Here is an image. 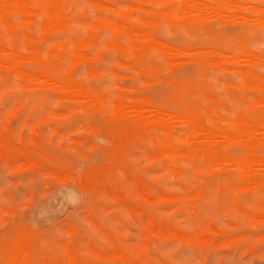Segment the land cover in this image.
Segmentation results:
<instances>
[{
    "label": "rangeland",
    "instance_id": "1",
    "mask_svg": "<svg viewBox=\"0 0 264 264\" xmlns=\"http://www.w3.org/2000/svg\"><path fill=\"white\" fill-rule=\"evenodd\" d=\"M58 1L73 16L69 27L42 33L34 20L39 17L23 18L10 9L6 15L0 12V40L23 46L25 40L40 38L36 48L45 55L52 43L91 36L97 44L89 51V62L78 58L73 62L79 63L62 64L76 82L102 93L107 103L138 96L152 101L154 108L164 107L166 114L181 100L182 113L191 110L218 128L241 111L245 116L255 111L250 121L259 130L264 156V130L255 110L264 104L244 88V77L236 72L245 64L224 71L204 63L202 56L246 40L264 58L263 33L252 35L232 13L234 18L222 21L216 10L219 0H197L206 5L203 25L186 23L183 14L158 16L157 10H166L158 1L153 6L137 0ZM88 1L110 7L99 12ZM180 1L174 0V6H181ZM127 4L153 10L130 11L137 26L141 17L149 20L144 27L152 45L137 65L123 61L111 47L112 32L102 23L105 16L117 19L109 12L113 6L122 10ZM4 23L14 25L9 29ZM118 41L130 46L125 34ZM25 54L29 57H23L20 67L36 71L33 55ZM142 67L155 68V75L143 77ZM9 69L0 65V264H264V185L242 181L232 169L247 155L243 144L215 137L225 163L205 168L185 155L174 163L143 136L112 141L104 133L114 123L85 113L76 98L47 89L43 80H21L16 68ZM251 71L263 78L264 64H253ZM180 87H193V96L176 95ZM178 125L180 136L194 131ZM182 145L187 152L197 150L199 142Z\"/></svg>",
    "mask_w": 264,
    "mask_h": 264
},
{
    "label": "bare ground",
    "instance_id": "2",
    "mask_svg": "<svg viewBox=\"0 0 264 264\" xmlns=\"http://www.w3.org/2000/svg\"><path fill=\"white\" fill-rule=\"evenodd\" d=\"M90 1H88L89 4L95 7L99 12L100 11L103 12V10L106 7L107 8L110 7L108 5L106 6L104 3L99 2L98 4V2H93V1L90 2ZM137 1L140 4L150 1L152 3V6L155 2L157 1H158L157 3L160 2L159 4L165 7L166 10L165 11L164 10L161 11V9L157 10L158 16L168 17L173 13L174 14L176 13L179 16L180 14L186 16L185 18L186 23L202 24L204 22H207L206 20L207 12L205 13L206 5L202 6L203 5L202 4L201 6H199L200 2H197V0H183L184 1L183 4L181 2L182 0L181 1L178 0V2L179 1L181 2L180 3L181 6L178 7L174 6L173 4L174 0H147V1L137 0ZM219 2L221 3V5H219L220 8L216 9L213 4L211 5H213L214 9L217 10L218 16L220 19H222V21L225 20V18L227 19L228 16H229L228 18L234 16L235 17V18L233 17L234 19L236 20L242 19L246 22V26L250 28V33L252 35L253 34L260 35L261 33L264 34V7L260 6L261 3H264V0H219ZM128 5L129 4H127L126 9H122V10H119L118 8H114L113 6V8L111 7L113 10L115 9L113 12L112 9H110L111 11L108 9L112 15L115 14L117 16V19H114L111 16H105L102 20V23L112 32L111 34L113 35L112 37L113 41L111 42L112 44L111 47L113 46V48H115L118 55L122 58L123 61H131L133 62L132 65L134 64L137 65L139 64V58L143 56V54H146L151 44V39H150L151 36L149 38V35H147L149 33L146 32V28L144 27L149 20L144 17H141L138 20L140 26H137L131 18L130 11L135 9L142 12H145V10H147V12L153 10L152 8L145 9V7L143 9L142 6L136 7V4L135 6L134 5L128 6ZM63 7L64 6H62L58 0H0V12H2L3 14H5L8 10L10 11V9H13L23 18L26 17L41 18L39 21H36L37 18L36 19L33 18V19L42 29V33L44 32V30L51 31L52 29H55V31L56 30L59 31V29L62 30L69 27L70 22L73 19V16L70 17L69 15H67L65 13L66 10ZM209 8L211 7L209 6ZM231 13L233 14V16L231 15ZM236 17H238L239 19H237ZM234 19H230V20H234ZM25 20L26 19H24V21ZM10 23L6 24L8 28L10 25H14ZM93 24H97V23L94 22ZM99 24L101 23L98 22V25ZM91 25H87V26H91ZM94 26L96 27V25L92 26L93 29H95ZM98 29L99 28L97 27L96 30ZM122 34H125L129 38V43H130L129 47L122 45L120 41H118L120 35ZM35 39L36 40L30 38V40L28 39V41L25 40L23 46L19 45L17 41H14L11 44L9 43V41L6 42L0 40V44L4 47V49L0 51L1 67L10 68L9 70H11V68L12 69L16 68L17 69L16 71L18 72L21 80L24 78L41 79L44 82L43 84H45V86L48 87L47 89L51 88V90L76 98L77 102L79 101L78 103L80 104L81 108L85 111V113L87 112V113L99 114L103 122L114 123V126L110 128L108 127L109 128L108 131L104 133L109 137V139H112V141L115 140L126 141L131 138H139L143 136V138L147 141L153 140L156 143V145L160 147V149H162L164 152L167 153L168 158L172 162L174 163L178 162L179 158L185 155L191 160L192 164L193 162L202 163L205 166V168H209L210 166L215 165L217 162L223 163L224 161L225 163L224 160L225 157H223L219 147L215 145L216 144V140H214L215 137L223 138L222 140H226L230 143L236 144L237 142H240V144H243L247 155L242 159L235 161L234 164L232 163L233 164L232 169L234 170L233 172L236 175H238L242 181L255 184L257 185V188L264 185V156L260 152L261 146L263 144V140L257 138L256 133L259 132V130L256 129L255 125L251 123L252 120L250 121L253 115H255L254 113L255 111L251 110V112H249L248 114L246 113L247 114L246 116L244 115V113L242 114L241 111L235 114V119H232V121H230L229 123H225L224 124V126L226 125L225 127L218 128L215 125V122L211 126H208L205 120L200 115L193 114V111L191 110H187L186 112L182 113L181 108H183L182 105L183 102L181 100L178 104H175L174 106L175 108L173 112L171 111L172 113H168V114H166L167 112L165 113L163 109L164 107L161 106L162 107L161 108L160 106H157L159 108L157 107L154 108L152 101L143 100L138 96L134 98L119 96L113 102L107 103L102 93L91 91L89 87L76 82L73 79V77L70 75L69 69L65 68L67 67V65H69L68 63H70L71 61H72L71 63L74 62L77 63V61L79 63L81 62V60L86 62H89V60H91V55L89 51L97 44V41L94 38L88 36V38L85 39L82 38L83 41L81 42H73L70 44L58 42L56 45L55 43L53 45L52 43V47H51L52 49L48 50L45 53V55H42L43 53L41 52V50L40 49L38 50L36 48L37 44L40 43L39 40L40 38L39 39L35 38ZM246 43H247L246 40L245 41L238 40L237 42L234 41V44L233 45L231 44L224 51H217L213 49L212 51L205 53L204 55L202 54V56H204V63H210L213 66L220 67L224 71L228 69L227 67H229L232 64L234 65L237 64V66L241 65V63L245 64V67L242 66L243 68H241V70H237L236 72L240 71L239 73L243 75L244 88L253 90L259 96L258 98L256 97L257 98L256 101L258 103L264 104V76L263 78L257 77V75L255 77V74L253 75V71H251V67L255 63L256 65L259 64L263 66L264 58L261 55L253 53L249 49ZM22 47L27 51L28 54H30V56L31 55L34 56V58L32 56V60H34L35 63L38 65V69H36V71L29 72L23 70L20 67L22 65V61L25 62L23 60V57L26 55L25 54L26 51H24L25 55L21 52ZM108 48H110V46ZM159 49L162 50L160 47ZM11 50L16 52L8 53V51ZM6 52L7 55H5ZM162 53L164 54L165 57L167 58L169 57L170 59V54L168 53V51L167 52L163 51ZM42 56H46V57H42ZM27 57H29V55L25 56L24 59H26ZM78 58L81 60L80 61L77 60L73 62V60ZM71 63L69 66H71ZM62 64H67V65L63 67ZM153 67L151 70H148L147 67H142L143 70L142 76L153 77V75H155V68ZM175 94L176 95L190 94L193 96V87L190 88L180 87L176 89ZM258 103L252 105V107L251 105H249V108L255 107L256 105H258ZM255 110L258 113L257 115L260 119L259 121L260 123L258 127L260 130H264V107H260ZM223 122L225 121H222V124ZM176 124L183 126L185 125V127L190 126L192 129L194 128L193 129L194 131L192 133L183 134L180 136L177 134V131L175 129ZM101 131L103 133V130ZM204 133L205 135H203ZM216 139L218 140V138ZM194 141L199 142V147L198 146L195 147H198L197 150H199V152L202 154L201 156H199L197 150L194 147L190 148L187 152H185V150L183 149L182 144H188L191 147ZM218 143L219 142H217V145ZM173 168L171 167L170 169ZM174 171H176V169ZM255 185L254 187H256ZM149 224L151 223H148V225ZM162 230L163 229H161V232H164Z\"/></svg>",
    "mask_w": 264,
    "mask_h": 264
}]
</instances>
